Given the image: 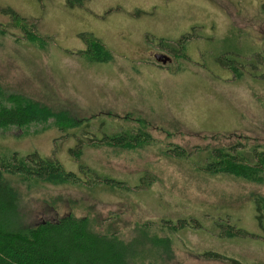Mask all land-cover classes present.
Listing matches in <instances>:
<instances>
[{"label":"rangeland","instance_id":"1","mask_svg":"<svg viewBox=\"0 0 264 264\" xmlns=\"http://www.w3.org/2000/svg\"><path fill=\"white\" fill-rule=\"evenodd\" d=\"M7 9L35 21L40 42L50 40L48 52L10 27L2 14ZM0 25L7 32L0 36V86L8 94L76 113L84 122L68 135L43 125L0 130V158L36 152L86 181L31 190L20 186L25 224L72 215L88 219L94 232L114 233L128 243L148 225L150 235L165 239L160 227L165 221L196 219L202 230L175 234L169 249L145 254V263L229 264L201 258L215 252L242 264H264V232L254 203L264 200V176L248 183L195 168L217 149L238 146L248 155L264 146V67L254 62L256 55L264 58V0H83L82 7H70L67 0H0ZM82 34L99 39L111 61L81 57ZM187 35L193 38L183 54L160 44L176 46ZM156 54L172 62L159 63ZM225 54L241 61L246 78L219 66L217 59ZM250 60L257 64L255 72ZM137 130L150 136L144 150L116 155L107 148L87 149L81 162L69 153L77 137ZM175 150L185 152L187 161L178 160ZM81 164L128 188L90 186ZM146 178L148 189H137ZM216 222L250 236L219 239Z\"/></svg>","mask_w":264,"mask_h":264},{"label":"trees","instance_id":"2","mask_svg":"<svg viewBox=\"0 0 264 264\" xmlns=\"http://www.w3.org/2000/svg\"><path fill=\"white\" fill-rule=\"evenodd\" d=\"M70 7L75 4L82 7L83 0H67ZM2 14L10 19V27L22 32L27 43L32 44L40 51L48 52V42L39 40L34 20L19 16L11 9L3 10ZM143 13L138 12L141 16ZM6 31L0 25V36L5 37ZM80 39L85 41V50L79 53L91 63H107L111 61L110 52L99 39L93 35L82 34ZM192 35H187L175 43L176 46L161 42L169 53L181 54V49L187 46ZM48 44V45H47ZM47 46V47H46ZM232 55V56H231ZM178 60L179 57H176ZM256 59V60H255ZM251 70L255 72L258 62L264 67V58L255 56ZM263 60V61H262ZM255 63H254V62ZM219 66L228 70L237 79L246 78L241 70L243 64L233 54H225L217 59ZM264 78V77H263ZM76 113L62 109L56 111L51 105L41 103L25 94H8L0 86V130L16 128L20 130L31 126L43 125L47 129L53 127L62 133L80 129L83 121L77 120ZM51 121L53 124H51ZM88 128V126H87ZM83 134L89 135L85 130ZM76 138V145L70 149L71 157L81 162L87 149H110L111 154L121 155L124 152L144 150L150 142V136L142 131H123L109 135L105 133L99 139ZM57 144V142H56ZM238 146L217 149L210 154L206 164L195 167L197 171L209 176H222L236 181L257 183L264 176V146L262 149L253 147L246 155L237 149ZM176 158L187 161L188 155L180 150H175ZM82 175L91 176L90 186H100L109 190L124 191L128 187L91 169L80 165ZM86 184L82 177L72 172H67L55 158L41 157L38 153L20 156L13 153L8 157L0 158V264H152L145 263V254L155 249H169L173 236L188 230H202L199 220H179L177 223L165 221L160 227L166 232L165 239L149 234V225L142 228L139 237L131 242L120 240L116 234L101 235L94 232L86 218L78 219L72 215L63 216L56 220H44L35 225L25 224L20 212L21 192L20 186L29 190L32 188H45L47 186H80ZM150 181L142 179L137 189H148ZM256 222L264 232V200L257 198ZM216 231L219 239L232 240L242 238L247 240L248 232L222 222H216ZM254 235L252 234V238ZM264 239V238H263ZM148 245H151L149 248ZM149 250V251H148ZM205 260L226 262L229 264H242L227 256L205 252L201 255Z\"/></svg>","mask_w":264,"mask_h":264},{"label":"water","instance_id":"3","mask_svg":"<svg viewBox=\"0 0 264 264\" xmlns=\"http://www.w3.org/2000/svg\"><path fill=\"white\" fill-rule=\"evenodd\" d=\"M155 60L162 64H167L170 61V59L167 56L162 54L156 55Z\"/></svg>","mask_w":264,"mask_h":264},{"label":"flooded vegetation","instance_id":"4","mask_svg":"<svg viewBox=\"0 0 264 264\" xmlns=\"http://www.w3.org/2000/svg\"><path fill=\"white\" fill-rule=\"evenodd\" d=\"M156 55H159V54H156ZM155 55V56H156ZM162 55H164V54H162ZM166 56V55H165ZM168 57V56H167ZM169 59H170V61H169V63H171L172 62V60H171V58L170 57H168Z\"/></svg>","mask_w":264,"mask_h":264}]
</instances>
